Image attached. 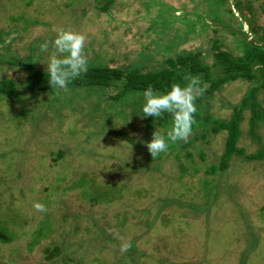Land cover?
I'll list each match as a JSON object with an SVG mask.
<instances>
[{"label": "rangeland", "instance_id": "1", "mask_svg": "<svg viewBox=\"0 0 264 264\" xmlns=\"http://www.w3.org/2000/svg\"><path fill=\"white\" fill-rule=\"evenodd\" d=\"M57 27L86 34L91 67L144 73L168 57L199 52L215 77L216 47L241 56L251 43L264 44V0H0V79L16 88L13 97L0 95V217L15 231L0 244V264H264V158L231 156L224 169L206 170L218 163L225 139L210 127L230 117L257 79L226 82L203 96L204 136L192 130L188 140H197L181 149L184 141H177L154 158L149 168L157 163L162 171L148 179L145 142L155 130L166 138L172 116L143 117V92L112 98L120 88L114 84L51 93L22 88L27 65L46 72ZM255 98L264 109V91ZM240 114L237 145L253 153L264 147V120L249 130L248 108ZM56 175L65 176L64 185L87 187L101 177L126 186L110 204L87 202L75 187L48 197L46 181ZM39 200H47L54 228L29 250L42 217L33 207ZM117 236L137 248L131 242L122 254ZM55 245L62 263L43 251Z\"/></svg>", "mask_w": 264, "mask_h": 264}, {"label": "trees", "instance_id": "2", "mask_svg": "<svg viewBox=\"0 0 264 264\" xmlns=\"http://www.w3.org/2000/svg\"><path fill=\"white\" fill-rule=\"evenodd\" d=\"M213 57L215 59L216 66L214 70L215 72H217L215 77L211 76L209 66L205 63L200 62L199 52H191L185 55L178 54L175 57H168L165 60L164 67L154 71H146L144 73L139 72L135 68L123 70L118 67L89 66L88 71L72 81L68 85V88L108 87L114 84L118 85L120 88L112 98H119L128 92H144L149 86H152L154 90H158L162 93L167 92L168 90H170V87L173 83H180L183 86L186 83V81L184 80V77L186 75L191 74L199 76L202 84L206 83L208 85V88L202 96L198 97L195 102L197 112L195 113V124L192 126V130H199L200 136L203 137L206 129L204 123L207 119L206 116H204L203 119H200L203 96L213 95L214 92L226 82L234 81L236 79H241L243 81H251L257 79L258 83L247 91V94L242 97L238 106L233 107V111L230 117L210 127L213 132H225L223 151L220 155L218 163H211L206 169L208 174H213L219 170L224 169L231 156H243L244 159L248 161L261 160L264 158V147L256 150L253 153H245L244 149L237 145L238 138L241 134L239 124L242 119L240 114L242 108H248L250 112L249 130L250 128L254 130L253 128L256 123L264 120V109L259 105V102L255 98V94L258 90L264 91V44L251 43L250 45L246 46V48L244 49V53L241 56H233L230 52L216 47L215 51L213 52ZM254 66H256L257 69L254 70ZM25 70L26 74L22 83V88L25 91H27L28 93L44 91L51 93L55 90V88H51L49 84V77L47 72L38 71L32 65H27L25 67ZM15 94L16 88L13 84V81L10 79H0V95L13 97L15 96ZM164 120H166V118ZM197 139L198 138L196 135L191 140L193 141ZM191 140H187V142L184 141L179 146V148H185ZM173 147L174 143L169 142L168 149H172ZM57 152L61 153L62 151L58 150ZM118 153L119 152L109 155L118 156ZM184 154L186 155L185 157H190L191 155L188 152ZM201 154L202 153L199 152V155ZM161 155L162 154L160 153L157 157H155V159L159 158ZM62 156V153L60 155H58L57 153L56 155L57 158H60ZM147 156L148 157H144V163L145 167L148 163L146 168H149V165L154 160L151 154H148ZM132 161L134 162V158ZM137 162L139 161L137 160ZM131 167L132 166H130V168ZM150 171L158 175L159 172L162 171L161 165H158L156 163L155 167H153L152 170L149 168L147 175H145L148 179L149 177H151L148 176ZM179 171L180 174L185 171L181 164H179ZM129 173H132V171ZM74 176L84 175L73 173L72 179ZM53 177L51 178L52 182H50L49 180L46 181V183H50L48 184L50 185V187L48 188L49 190L46 189L44 191L46 196H52V194H54L58 189H60L61 193L65 194L67 192L66 190L69 187H75L78 191L76 195H82L80 197H84L85 200L90 203L103 202L102 204H110L113 202V200L118 199L121 192L120 188H122V185L123 188H125L126 186L125 183H122L118 178L110 183L102 182L101 177L100 179L99 177L90 178L88 180L87 187H80L75 185L76 182L73 181H71L69 185H64L65 176L63 175L60 177L57 175L56 177ZM137 193L138 190L133 189L131 198H135ZM171 200V198H168L167 200H164L163 203H159L157 209L161 208L164 203L168 204V202H171ZM46 201L47 200H39V203H43L48 210L47 212H41V219L36 222L34 228L31 231L30 240L28 242L29 250L40 240V238H47L54 228L53 221L55 219L51 213V208L48 207ZM220 202L223 204L224 200ZM191 208L194 211V207ZM13 221L14 219H12V222ZM7 224L8 222L0 217V244L2 245L10 242L11 239H13L15 232L12 225ZM143 224H145L146 226L149 225L148 219L146 217H144ZM16 225L19 226V223H17ZM117 242H119V240ZM131 242L133 246L137 248L138 245L135 244L134 240H132ZM43 251L46 258H51L52 262L61 261L62 263V257H60L61 253L58 252L56 245L48 249H43Z\"/></svg>", "mask_w": 264, "mask_h": 264}, {"label": "clouds", "instance_id": "3", "mask_svg": "<svg viewBox=\"0 0 264 264\" xmlns=\"http://www.w3.org/2000/svg\"><path fill=\"white\" fill-rule=\"evenodd\" d=\"M56 37L52 41L54 51L50 54L46 64L49 84L51 88L59 91H67L68 85L76 78L88 71L89 59L85 53L87 36L83 31H74L71 27L54 28ZM49 42L40 45L42 52L48 51ZM186 83H173L170 90L160 92L149 86L143 92L144 103L142 106L143 117L163 118L164 114L172 116V127L167 132V139L155 130L152 139L145 142L146 147L154 159L160 153L167 152L169 142H187L195 124V113L197 112L196 100L207 90L208 85L201 82L199 76L188 74L184 77ZM37 212H47L44 204L34 202ZM121 239L120 252L123 254L130 250V240Z\"/></svg>", "mask_w": 264, "mask_h": 264}]
</instances>
